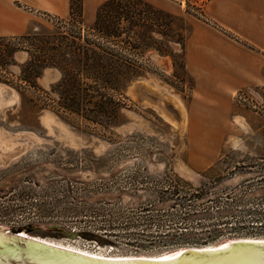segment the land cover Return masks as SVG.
Wrapping results in <instances>:
<instances>
[{"label": "trees", "instance_id": "16d2710c", "mask_svg": "<svg viewBox=\"0 0 264 264\" xmlns=\"http://www.w3.org/2000/svg\"><path fill=\"white\" fill-rule=\"evenodd\" d=\"M55 19V29L0 35V83L21 94L27 118L49 110L63 119L72 115L89 127L112 131L123 123L124 111L131 109L130 86L154 70L152 52L172 59L173 75L182 86L171 84L184 91L189 77L186 42L191 30L184 16L147 0H106L88 23L85 0H71L70 14ZM21 51L29 56L19 64L16 55ZM14 66H20L19 74L13 72ZM48 68L61 73L49 89L39 82ZM250 147L246 152L262 154L250 157L242 148H222L221 158L201 173L199 183L168 171L149 175L150 161H137L134 167L140 171L122 180L125 185L118 182L114 186L115 200L106 197L113 189L106 186L104 196L93 203L57 211L83 219V227L76 223L8 225L14 233L43 236H65L61 231L65 229L99 246L126 245L135 251L264 238V146ZM156 162L167 167L171 163L161 158ZM116 177L95 180L115 183ZM237 177L240 180L234 183ZM140 192L149 197L140 201ZM124 193L133 194L134 200L124 203ZM124 210L132 215L124 217Z\"/></svg>", "mask_w": 264, "mask_h": 264}, {"label": "rangeland", "instance_id": "374dc122", "mask_svg": "<svg viewBox=\"0 0 264 264\" xmlns=\"http://www.w3.org/2000/svg\"><path fill=\"white\" fill-rule=\"evenodd\" d=\"M155 2L170 6V11L186 19L189 15L205 17V1ZM56 16L41 12L31 31L55 29ZM86 21L92 23L87 18ZM28 56L27 52L21 51L16 59L22 64ZM150 57L154 70L130 86L131 109L124 111L123 123L108 132L89 127L76 116L64 115L63 119L49 110L37 116L31 113L27 118L21 107V94L14 87L0 83V227L11 229L8 223H76L83 227V219L77 220L57 211L93 203L104 196L102 191L106 186H113L106 197L115 200L114 186L118 182L125 185L122 180L140 171L134 167L137 161H150L149 175L168 171L199 183L201 173L221 158L222 148H242L250 157L262 154L246 151L250 145V149H256L254 145L264 146L263 96L260 98L255 94L262 101L258 108L252 103V98L257 100L254 94H249L246 100L234 96L233 114L225 122L188 124L179 108L182 102L177 97L188 102L193 81L188 77L184 91L178 90L172 84L182 86V82L173 75L172 59L156 52ZM13 72L19 74L20 66H14ZM60 78L59 70L48 68L39 82L49 89ZM139 84L141 89H137ZM159 158L171 162L169 167L164 162H156ZM112 175H117L115 183L109 179L95 180ZM239 180L237 177L233 182ZM86 181L90 185L84 183ZM139 194L140 201L149 197L144 192ZM122 197L124 203L134 200L131 193H124ZM131 215L128 210L123 211L124 217ZM43 237L105 255L150 256L174 250L135 251L126 245L99 246L82 238Z\"/></svg>", "mask_w": 264, "mask_h": 264}, {"label": "crops", "instance_id": "0c3cea01", "mask_svg": "<svg viewBox=\"0 0 264 264\" xmlns=\"http://www.w3.org/2000/svg\"><path fill=\"white\" fill-rule=\"evenodd\" d=\"M104 1L85 0V18L93 22ZM147 1L171 9L156 0ZM200 1H205V17L187 16L191 98L185 102L177 97L188 124L227 121L241 89H256L264 98V0ZM70 10L71 0H0V35L31 32L41 12L65 17Z\"/></svg>", "mask_w": 264, "mask_h": 264}, {"label": "water", "instance_id": "95a60500", "mask_svg": "<svg viewBox=\"0 0 264 264\" xmlns=\"http://www.w3.org/2000/svg\"><path fill=\"white\" fill-rule=\"evenodd\" d=\"M141 88L139 84L137 89ZM5 231L11 232V229L0 227V264H148L90 258L21 237L20 233L11 232L12 236L5 237L2 235ZM61 231L70 239L77 238L65 229ZM243 238H234L238 241L203 252L193 250L204 246H189L184 254L172 255L168 259L151 264H264V238L255 237L256 239L242 241Z\"/></svg>", "mask_w": 264, "mask_h": 264}, {"label": "bare ground", "instance_id": "6f19581e", "mask_svg": "<svg viewBox=\"0 0 264 264\" xmlns=\"http://www.w3.org/2000/svg\"><path fill=\"white\" fill-rule=\"evenodd\" d=\"M2 235L5 237H10L13 234L11 232L5 231L2 233ZM19 236L27 238V239H31V240H34V241H37V242H40V243H43V244H46L49 246H52L58 250L68 251V252H72V253L79 254L82 256L100 259V260H105V261H138V262L151 264V263H155L158 261L168 259L172 255L184 254L185 251L188 249L187 247H180V248H177L174 250H168V251H165L163 253L156 254V255H150V256L144 255V254H139V255H105V254H101V253H98V252L93 251V250H87V249H84L81 247H77L75 245L65 244L61 241H54V240H51L47 237L32 236L26 232L20 233ZM243 239L244 240H242V241H247V240L256 239V238L255 237H244ZM236 241H238V240L227 239V240L221 241L219 243L204 245L203 248H199V249H196L193 251L194 252H203V251H207V250H212L218 246H221V245H224L227 243H234Z\"/></svg>", "mask_w": 264, "mask_h": 264}, {"label": "built area", "instance_id": "2783aa9c", "mask_svg": "<svg viewBox=\"0 0 264 264\" xmlns=\"http://www.w3.org/2000/svg\"><path fill=\"white\" fill-rule=\"evenodd\" d=\"M252 95L254 94H257L260 98H261V95L259 92H257L256 90H251V89H242L240 91H238L235 95V97L239 98V99H242V100H246V98H248L249 94ZM256 96V95H255ZM254 96V97H255ZM255 98H257V100H255L254 98H252V103H253V106L258 108V106L261 104L262 105V101L256 96Z\"/></svg>", "mask_w": 264, "mask_h": 264}]
</instances>
